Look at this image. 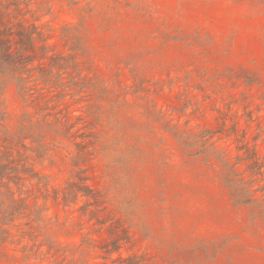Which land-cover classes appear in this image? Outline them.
<instances>
[{"label":"rangeland","instance_id":"1","mask_svg":"<svg viewBox=\"0 0 264 264\" xmlns=\"http://www.w3.org/2000/svg\"><path fill=\"white\" fill-rule=\"evenodd\" d=\"M0 29V264H264V0H0Z\"/></svg>","mask_w":264,"mask_h":264},{"label":"trees","instance_id":"2","mask_svg":"<svg viewBox=\"0 0 264 264\" xmlns=\"http://www.w3.org/2000/svg\"><path fill=\"white\" fill-rule=\"evenodd\" d=\"M0 63L5 66L10 72L12 70L14 71L17 68L18 64V60H15V57L5 49L4 43L3 45H0Z\"/></svg>","mask_w":264,"mask_h":264}]
</instances>
